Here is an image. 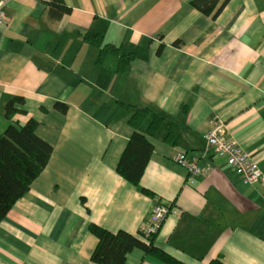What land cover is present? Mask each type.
<instances>
[{
  "label": "crops",
  "instance_id": "crops-1",
  "mask_svg": "<svg viewBox=\"0 0 264 264\" xmlns=\"http://www.w3.org/2000/svg\"><path fill=\"white\" fill-rule=\"evenodd\" d=\"M60 1L69 11L61 12ZM194 0H9L0 24V133L15 104L50 144L47 165L0 220V264H96L90 223L143 234L156 204H171L153 243L186 264H264V186L246 185L206 145L218 123L264 173V0H227L218 16ZM98 34L135 58L95 63ZM151 107L178 124L176 146L153 145L140 193L116 173L134 131L130 109ZM55 102L66 104L61 113ZM185 108V111H183ZM182 153L201 174L174 162ZM141 236V235H140ZM143 236V235H142ZM145 240V239H144ZM146 241V240H145ZM125 264H165L134 249Z\"/></svg>",
  "mask_w": 264,
  "mask_h": 264
},
{
  "label": "trees",
  "instance_id": "trees-1",
  "mask_svg": "<svg viewBox=\"0 0 264 264\" xmlns=\"http://www.w3.org/2000/svg\"><path fill=\"white\" fill-rule=\"evenodd\" d=\"M220 0H194L193 5L201 13L209 15ZM227 0H223L213 16H218ZM61 12L69 11L60 1L56 2ZM83 40L97 48L95 63L104 64L108 58L114 59L115 73H124L135 58V53H122L112 43L104 42L98 34L85 35ZM21 96L13 97L4 106V116L10 122L0 133V220L10 211L16 201L23 196L32 181L42 172L50 158L52 147L35 133L37 122L28 117L23 123L16 119L17 114L24 112L15 107L23 103ZM118 103L128 109L126 120L133 128L127 143L118 159L116 173L132 184L140 193L154 198L153 192L142 187L140 180L146 169L153 145L147 136L158 137L170 145L176 146L183 136L181 127L172 120L156 113L151 107ZM54 108L65 113L66 104L55 102ZM185 111V108H183ZM89 232L95 236L96 245L89 255L90 261L96 264H125L126 256L134 249L157 258L165 264H186L154 245L152 237L145 240L124 230L108 231L96 224L88 225ZM141 235V236H140ZM207 264H224L221 259H212Z\"/></svg>",
  "mask_w": 264,
  "mask_h": 264
},
{
  "label": "built area",
  "instance_id": "built-area-1",
  "mask_svg": "<svg viewBox=\"0 0 264 264\" xmlns=\"http://www.w3.org/2000/svg\"><path fill=\"white\" fill-rule=\"evenodd\" d=\"M9 0H0V24L5 20L4 7ZM206 145L213 149L218 156L225 157L226 162L239 175L241 182L246 185L259 184L264 186V173L259 169L250 155L242 150L234 138L223 137V124H215L205 135ZM173 160L188 172V182L192 183V177L201 174L195 159H188L182 153H177ZM176 211L168 204L156 202L150 216L149 222L144 229V236L155 233L164 218Z\"/></svg>",
  "mask_w": 264,
  "mask_h": 264
},
{
  "label": "rangeland",
  "instance_id": "rangeland-1",
  "mask_svg": "<svg viewBox=\"0 0 264 264\" xmlns=\"http://www.w3.org/2000/svg\"><path fill=\"white\" fill-rule=\"evenodd\" d=\"M168 205H170V207H172V205L171 204H168ZM173 208V207H172ZM174 209V208H173ZM175 210V209H174ZM143 234H144V231H143ZM147 237H151V236H141V238L144 240L145 238H147Z\"/></svg>",
  "mask_w": 264,
  "mask_h": 264
}]
</instances>
